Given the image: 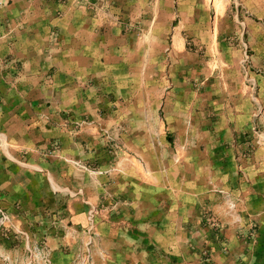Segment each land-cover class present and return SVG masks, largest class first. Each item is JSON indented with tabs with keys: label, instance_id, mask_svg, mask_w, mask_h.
Here are the masks:
<instances>
[{
	"label": "crops",
	"instance_id": "1",
	"mask_svg": "<svg viewBox=\"0 0 264 264\" xmlns=\"http://www.w3.org/2000/svg\"><path fill=\"white\" fill-rule=\"evenodd\" d=\"M190 1L172 0L178 24L169 64L166 28L121 26L111 10L72 0H0V207L10 215L0 229V264H45L44 256L52 264L87 257L92 264H243L255 257L241 232L252 224L247 216L264 209L247 205L256 194L246 191L248 161L228 150L212 161L224 141L178 140L188 146L181 163L179 148L165 149L158 115L180 100L179 10ZM127 3L122 17H142ZM189 15L182 18L190 26ZM150 29L154 50L144 39ZM192 112L194 105L185 114ZM170 128L190 132L195 123ZM231 168L242 175L236 187Z\"/></svg>",
	"mask_w": 264,
	"mask_h": 264
},
{
	"label": "rangeland",
	"instance_id": "2",
	"mask_svg": "<svg viewBox=\"0 0 264 264\" xmlns=\"http://www.w3.org/2000/svg\"><path fill=\"white\" fill-rule=\"evenodd\" d=\"M53 1L58 5H65L64 2L69 0ZM72 1L74 6H84L88 10H111L114 15H118L115 21L121 26H131L133 29L145 28L144 32L153 25V27L166 28L168 38L163 51L165 62L171 63L170 38L173 26L178 24L177 3H173L172 0H126L125 3L123 0H108L107 3L105 1L96 5L92 0ZM127 1L133 2L135 7L133 10L141 11L142 17L133 20H127V16L122 17L124 5L129 9ZM153 10L158 12L156 19L148 16ZM179 12L183 33L180 35V53L175 56L178 57L176 67L180 96L176 107L180 103L185 107V112L180 115L179 109L173 104L174 107L168 108L167 113L164 110L160 116L158 115V118H163L165 123L163 131L165 149L173 148L176 154L179 148V163H181L182 155L184 159L188 146L174 145L178 140H209L211 145H213L212 141L219 143L224 141V147H216L214 152L211 150L209 155L212 161H221L219 152L224 153L225 150H228V157L246 159L248 161L246 191L252 193L256 191V194L248 195L247 205L255 210H263L264 207L261 209V206L264 205L262 193L264 189V0H191L189 3L180 4ZM187 14L194 18L190 26L182 18ZM184 28L190 31L185 33ZM138 33L141 36L142 32L138 31ZM153 34L152 30L144 37L147 40L145 44L148 50H154V42H149V39L153 40L156 37ZM149 60L154 61V55ZM166 73L168 74V71H165V76ZM193 105L194 112L188 117L185 114L186 108H191ZM146 117L148 118L142 116V118ZM186 122H194V130L187 132L170 128L175 123ZM108 141L112 144L110 138ZM115 149L119 151V148L115 147ZM165 156H167L166 152ZM169 159V156L166 157V161ZM226 160L230 167H234L233 160ZM237 165L239 167L240 162L239 164L237 162ZM232 169L231 186L236 187V182L241 181L238 177L242 175L237 174L236 169ZM238 170L242 171L240 168ZM251 214L247 218L252 224L246 228V233L241 232V234H245L248 240L253 241L252 249L255 257L249 258V261L244 260L243 264L251 262L264 264V214ZM211 217L209 212L208 221ZM212 223H209L210 232L213 236H218L217 225L214 221ZM215 242L223 243L219 237ZM222 247L225 251L224 245ZM40 248L42 247L36 245V253H39ZM250 253L252 252L248 255ZM207 261L210 262V253L209 259H205V262ZM77 264H92V259L90 257L80 259Z\"/></svg>",
	"mask_w": 264,
	"mask_h": 264
},
{
	"label": "built area",
	"instance_id": "3",
	"mask_svg": "<svg viewBox=\"0 0 264 264\" xmlns=\"http://www.w3.org/2000/svg\"><path fill=\"white\" fill-rule=\"evenodd\" d=\"M10 221V215L7 211L3 210L0 207V227L1 228H6L7 224ZM45 264H51L50 260L47 258V256H44L43 258Z\"/></svg>",
	"mask_w": 264,
	"mask_h": 264
}]
</instances>
